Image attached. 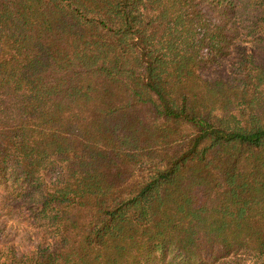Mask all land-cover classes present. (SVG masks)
Returning a JSON list of instances; mask_svg holds the SVG:
<instances>
[{"label": "trees", "instance_id": "16d2710c", "mask_svg": "<svg viewBox=\"0 0 264 264\" xmlns=\"http://www.w3.org/2000/svg\"><path fill=\"white\" fill-rule=\"evenodd\" d=\"M235 254L264 264V0H0V264Z\"/></svg>", "mask_w": 264, "mask_h": 264}, {"label": "rangeland", "instance_id": "374dc122", "mask_svg": "<svg viewBox=\"0 0 264 264\" xmlns=\"http://www.w3.org/2000/svg\"><path fill=\"white\" fill-rule=\"evenodd\" d=\"M250 48H252L253 46H251V44H249ZM209 64L204 67V74L205 75H213V73H215V68H216V64H214L213 66H210L208 67ZM218 68V66H217ZM8 226H11L12 227V230L15 231L17 233V241L19 242V239L21 237L22 238V241L20 242H27V234H26V231L27 229L18 224L16 221H9V225ZM29 238V237H28ZM254 262V257L248 255V254H235V255H230L228 257H225L223 259H220L216 262H210L208 264H253Z\"/></svg>", "mask_w": 264, "mask_h": 264}]
</instances>
